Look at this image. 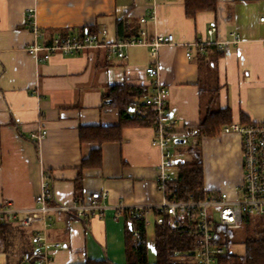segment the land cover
I'll use <instances>...</instances> for the list:
<instances>
[{
  "label": "crops",
  "instance_id": "0c3cea01",
  "mask_svg": "<svg viewBox=\"0 0 264 264\" xmlns=\"http://www.w3.org/2000/svg\"><path fill=\"white\" fill-rule=\"evenodd\" d=\"M263 17L264 0H217L215 10L193 17L186 13V0H0V210L24 215L35 208L46 175L56 207L108 193L99 216L58 211L49 227L10 224L0 234V264H25L36 232L62 245L52 250L54 264H128L126 227L133 216L126 207L141 209L148 263L156 264L152 207L166 197L155 185L163 150L152 143L154 127L123 129L122 141L101 144L100 167L82 168L99 145L81 143L80 130L119 125V111L108 107L112 87L136 86L151 95L153 80H159L168 89L178 139L185 140L170 148L176 160L182 157L174 146L189 142L202 156L205 189L235 196L242 183L241 137L222 131L205 137L197 126L207 112L227 108L232 123L242 124L243 116L249 124L264 122ZM212 27L216 31L209 35ZM85 28L94 29L102 43H150L167 35L175 41L160 45L156 56L144 43L125 47L126 58L105 46L57 52L46 61L38 59L45 51L38 57L30 52L34 44L49 46L58 36L80 35ZM148 67L156 68L155 79ZM43 130L41 141L31 138ZM170 173L175 175V166Z\"/></svg>",
  "mask_w": 264,
  "mask_h": 264
},
{
  "label": "built area",
  "instance_id": "2783aa9c",
  "mask_svg": "<svg viewBox=\"0 0 264 264\" xmlns=\"http://www.w3.org/2000/svg\"><path fill=\"white\" fill-rule=\"evenodd\" d=\"M32 17L33 10H30L28 20L31 21ZM142 21L145 22V19ZM261 21L264 22V17L261 18ZM215 31L216 28L212 27L209 29L208 34L212 35ZM141 35L145 36V31H142ZM174 41L173 35H167L157 36L150 43L139 39L102 43L88 34H72L58 36L49 46L42 47L34 44L30 47V52L31 54L35 53L38 57L39 51H45V55L40 56L38 59L39 61H46L57 52L69 55L85 49L105 46L111 55L126 58L127 56L123 51L125 47L144 43L151 47V56H156L160 45L172 44ZM187 56L190 58L191 54L187 53ZM147 73L151 78L155 79L157 77L155 67H148ZM152 87V94L145 100V103L147 106L152 107L157 114V126L154 128L156 136L152 143L163 150V160L158 166L155 185L166 197V183L172 179L170 170L177 163L176 157L170 148L179 137L175 132L176 120L167 117L169 115L168 89L161 85L157 79L153 80ZM136 113H142V109H138ZM222 132L224 134H237L241 137L242 183L236 190V195L232 197L226 192L209 191L211 195L203 201L170 202L165 198L162 203L152 207L157 213V224L164 223L166 217L169 216V226L173 229L177 228L179 222L185 217H195L197 219L199 264H217L218 257L226 254L224 247L215 244L214 221L228 229L239 230L247 215L258 214L264 217V122H254L247 125L232 123L224 127ZM46 135L47 131L43 130L32 134L31 138L34 141H41ZM42 189L43 192L36 197L37 205L35 208L27 211L24 215H20L18 211L11 208L1 209L0 223L28 228L38 222H44L49 227L51 226V215L58 211L74 212L81 218L95 217L103 214L104 201L108 197L107 192L93 193L88 201L56 207L51 204L53 192L47 176ZM126 208L133 217L143 215L139 208ZM33 242L35 244L34 252L31 256L25 258L24 263L54 264L51 257L52 250L58 249L62 245L59 243L50 244L41 232L34 234Z\"/></svg>",
  "mask_w": 264,
  "mask_h": 264
},
{
  "label": "trees",
  "instance_id": "16d2710c",
  "mask_svg": "<svg viewBox=\"0 0 264 264\" xmlns=\"http://www.w3.org/2000/svg\"><path fill=\"white\" fill-rule=\"evenodd\" d=\"M217 0H186V13L189 17L198 12L213 11L216 9ZM81 35L88 34L97 37L92 28L78 31ZM150 93L136 86L112 87L107 98L110 100L108 107L119 111L120 122L115 127H88L80 130L81 143L97 144L99 148L94 150L88 159L83 161L84 167H100L102 162L101 144L122 141V131L125 128L156 127V111L147 106L145 100ZM145 96V97H144ZM144 98L143 102L138 99ZM142 109V113H136ZM231 110H214L207 112L199 125L198 134L201 136L215 137L220 135L222 129L232 124ZM167 117L170 118L169 115ZM242 124H249L243 116ZM194 155L191 162H182L177 159L175 175L166 183V198L170 202L203 201L211 195L204 187V169L200 151L191 145L190 150ZM49 177V175H46ZM170 217L167 216L164 223L157 224L156 235V264H199L197 245L198 233L196 231L197 219L185 217L175 229L169 226ZM215 223V244L226 249V254L219 256L217 264H264V217L258 214H249L245 217L239 230L228 229ZM253 224V226H252ZM251 229V235L243 239L245 254L235 255L230 248L235 242L236 232L244 227ZM10 224L0 223V234L11 229ZM127 247L128 264H149L147 258V233L143 216L129 217L127 221ZM4 239V238H3ZM34 252V251H33ZM32 253L29 254L31 256ZM20 264V263H19ZM85 264H109L108 261L88 260Z\"/></svg>",
  "mask_w": 264,
  "mask_h": 264
},
{
  "label": "rangeland",
  "instance_id": "374dc122",
  "mask_svg": "<svg viewBox=\"0 0 264 264\" xmlns=\"http://www.w3.org/2000/svg\"><path fill=\"white\" fill-rule=\"evenodd\" d=\"M190 146L191 144L189 142L183 144L182 146L175 145L174 151H176V156H180L182 157V159H186L188 162L193 161L194 155H192L193 153L188 151ZM251 229H253V227ZM251 229L247 226V227H244L243 230L241 229L240 231L236 232L235 242L231 246L230 252H232L235 255H239V256H243L245 254V245L243 243V239H245L246 236L251 235V232H250Z\"/></svg>",
  "mask_w": 264,
  "mask_h": 264
},
{
  "label": "water",
  "instance_id": "95a60500",
  "mask_svg": "<svg viewBox=\"0 0 264 264\" xmlns=\"http://www.w3.org/2000/svg\"><path fill=\"white\" fill-rule=\"evenodd\" d=\"M185 142V140H183V139H178V140H176V143L177 144H182V143H184ZM182 162H184L183 160H181Z\"/></svg>",
  "mask_w": 264,
  "mask_h": 264
}]
</instances>
